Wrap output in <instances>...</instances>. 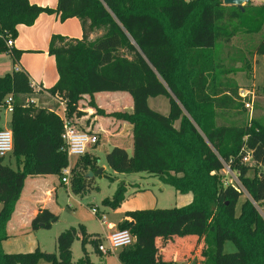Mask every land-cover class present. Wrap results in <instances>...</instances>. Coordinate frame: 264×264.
<instances>
[{
  "label": "trees",
  "instance_id": "trees-1",
  "mask_svg": "<svg viewBox=\"0 0 264 264\" xmlns=\"http://www.w3.org/2000/svg\"><path fill=\"white\" fill-rule=\"evenodd\" d=\"M43 14L56 15L62 23L77 19L83 38L52 36L48 54L55 59L58 81L50 89L36 92L23 71L0 77V118L11 96L12 155L18 164L14 170L4 165L6 157L0 158V264H93L84 250L88 237L83 227L62 232L57 253L37 248L7 254L2 244L9 239L7 225L27 178L57 176L62 181L69 166L56 101L65 103L66 118L76 126L84 96L116 92L132 96L133 113L106 115L97 109V114L133 126L134 154L113 148L106 155L108 168L157 177L178 194L193 197L181 208L126 213L132 222L124 220L118 230L129 231L134 242L118 252L121 264H176L162 257L159 244L168 248L194 240L201 245L202 264H264V218L258 210L264 205V173L249 175L264 167V124L249 119L240 87L230 78L245 74L251 80L254 64L247 58L264 56V38L253 42L264 28V3L254 7L250 0L240 9L222 0H58L53 9L29 0H0V53L18 61L23 52L7 42L18 38L20 26H34ZM93 34L98 35L94 41ZM237 38L252 44L240 67L226 69L217 46ZM161 97L168 101L167 115L150 108L149 101ZM245 152L253 167L243 162ZM87 154L72 169V194H85L92 181L88 173L99 169V158ZM226 168L239 186L224 185L221 172ZM126 194L125 184H119L105 205L120 208ZM58 221L57 215L39 209L31 228L49 230ZM76 241L82 242L85 257L74 262ZM100 242L90 243L99 251ZM228 242L235 253H224Z\"/></svg>",
  "mask_w": 264,
  "mask_h": 264
},
{
  "label": "rangeland",
  "instance_id": "rangeland-1",
  "mask_svg": "<svg viewBox=\"0 0 264 264\" xmlns=\"http://www.w3.org/2000/svg\"><path fill=\"white\" fill-rule=\"evenodd\" d=\"M254 7L264 3V0H251ZM57 6V1H56ZM54 35L62 37H71V39H78L81 36V27L77 21H67L65 23H58L56 33ZM18 37H20L18 33ZM264 38V28L257 37L253 39L256 42ZM18 39V38H17ZM16 39V40H17ZM16 40L14 44L16 43ZM250 40L244 38H237L231 44H219L216 49L217 57L222 61V64L226 69H232L240 67L244 62V56L246 55V48L251 46ZM44 43V42H43ZM46 44V47H45ZM49 43L39 44V52H24L18 61H13L8 53H0V77L7 74H11L16 68H24L25 72L33 82L40 83L41 81L46 87H52L57 81V70L55 61L53 58H47L44 55L45 50L49 48ZM25 46H30L26 43ZM17 50V49H16ZM25 50V49H24ZM248 60L253 62V76L251 80L247 79L245 74H238L236 76H230V78L240 87V91H246L253 94L254 105L253 111L246 113L249 119H260L264 124V56H257ZM162 98V97H161ZM163 101H167L162 98ZM168 102V101H167ZM169 105V104H168ZM169 109V107H168ZM59 117H62V111L58 113ZM11 116L8 115L5 109H2L0 118V130L10 129ZM76 127V126H74ZM77 128V127H76ZM96 156L99 158V162L106 164V157L103 153L95 151ZM93 157V156H91ZM75 164V159L71 161V165ZM4 165L17 170V159L11 154L4 159ZM253 167L254 163L251 161L249 164ZM100 165L98 164V167ZM264 173V167H259L256 170L250 171V177H253L256 173ZM222 182L225 184H233L239 186L238 179L234 173L227 168L221 172ZM92 181L86 187V193L83 195L72 194L71 198L60 196L58 200V206L62 209V213H59V221L52 229H41L37 233L29 234L27 240L30 242L37 241L45 246V252L57 253L56 238L58 234L64 232L70 228H76L79 230L80 225H85L92 233L101 232L105 226L102 225V221L92 215L91 209L98 210L99 215L105 217L106 223L121 220V215L125 210H154V209H173L181 208L189 205L192 202V195H181L170 186L164 185L157 177L150 176L145 173L136 174H118L112 172L108 167L106 173L102 176L94 177ZM43 188L51 187L52 181H41ZM119 184H125L127 188V194L125 202L118 209H113L110 206L105 205L106 200H112ZM191 198V201L186 199ZM245 198H240L237 205V214L241 212L242 205ZM52 206V203H49ZM260 215L264 218V205L258 207ZM102 220V219H101ZM26 241V240H25ZM195 241V240H194ZM183 242V243H171L170 247L163 246V242L159 244V251L162 257L166 261H174L176 264H202L201 258V245L195 242ZM104 247L108 245L107 241L103 242ZM87 249L91 252V257L98 264H121L115 259L113 253H104L99 255L96 252L95 246L90 242L86 243ZM73 257L77 262L85 257L82 242L76 241L73 245ZM37 249L35 247L32 252ZM161 249L169 251L161 252ZM27 253V247H24ZM236 252L235 246L228 242L225 244L224 253L233 254Z\"/></svg>",
  "mask_w": 264,
  "mask_h": 264
},
{
  "label": "crops",
  "instance_id": "crops-1",
  "mask_svg": "<svg viewBox=\"0 0 264 264\" xmlns=\"http://www.w3.org/2000/svg\"><path fill=\"white\" fill-rule=\"evenodd\" d=\"M29 1L31 4L37 5L39 7H49L53 9L56 8V1L58 2V0H29ZM68 21L79 22L77 19H70ZM59 22L60 20L58 16L43 14L38 18L34 26L29 28L25 26H20L18 28V33L20 37H18V39L16 40V43L14 44L13 48L20 50L23 53L27 51L34 53L39 52L38 45L44 44L45 41L46 43H50L52 36H54V34L56 33V29ZM97 37H98L97 34H93L91 35V40L94 41ZM82 38H83V32L81 28V36H79L77 40H81ZM69 39H71V37ZM26 43H29L30 46H25ZM44 55L47 56V58L49 57L54 59V57L49 56L48 49L47 51L45 50ZM15 70L25 72L23 67L16 68ZM57 81H58V73H57ZM31 82L32 85L38 86L46 90L52 88L56 84L55 83L52 87H46L42 81L40 83L33 81ZM100 98L103 100L104 105L99 104L98 99ZM92 103L95 105V107L92 106ZM149 105L151 109L163 115H167L169 113L168 102L163 101L162 98L151 99L149 101ZM97 109L102 110L106 115H111L115 113L131 114L134 111V101L132 96L128 93H123V92L98 93L95 94L93 97L84 96L79 103V111L83 113V116L76 120L77 123L76 127L79 130L94 132L99 137L98 145L95 148H91L88 150V154H87L88 156L95 157L96 156L95 151H98L100 153H103V155H105L106 157V155L109 154L113 148L119 147L124 149L129 157H133L134 154L133 126L130 125L128 122L122 120H118L108 116L98 115ZM76 161L77 160L75 159V163ZM99 165H100L99 169L101 168L104 169L102 173V175H104L106 173L108 166L106 167L105 164H102L100 162ZM102 175H96V177ZM49 180L52 181L51 187L43 188L40 182L49 181ZM62 195L65 196L66 199L71 198L72 191H71L70 183L68 184L62 183L59 177L57 176L28 177L27 180L25 181L24 189L20 196V200L16 205L15 212L12 215V218L7 225V234L9 236V239L2 244L4 252L7 254H26V253H22L23 251H25L23 250L24 247H27L28 249L26 250L27 253H32L35 247L45 252L44 245L40 244L38 240L29 242L27 240V236L29 234H33L34 232L35 233L39 232V231H32L31 228L32 221L37 216L39 209H47L55 215L62 213V209H60L58 206L59 197ZM186 200L191 201V198H188ZM49 203H52V206H50ZM1 208L2 205L0 204V210ZM134 211L135 210H125L123 213L120 212L119 215H121L122 217L121 220L114 221L108 224L106 223V219L105 222H103V218L105 217L99 215L98 220L102 221L101 226H105V228H103L101 232L92 233L87 228V226L82 224L79 225L80 228L83 227L85 236L88 237V242H91V240L96 239L101 241L100 244H103V242L107 241V238L113 232L118 230V226L120 223H122L124 220L132 222L131 219L125 218V214ZM54 225H52L51 229L53 228ZM60 234H58V236ZM57 238H56V242H57ZM84 250L87 256L89 257L90 261L93 264H98L91 257V252L87 249L86 245L84 247ZM96 252L99 255L104 254V253H100L99 251ZM113 256H115V259L118 260V252L117 254L113 253ZM72 257H73V248H72ZM73 261L76 262L74 260V257H73ZM103 264H109V263H103Z\"/></svg>",
  "mask_w": 264,
  "mask_h": 264
},
{
  "label": "built area",
  "instance_id": "built-area-1",
  "mask_svg": "<svg viewBox=\"0 0 264 264\" xmlns=\"http://www.w3.org/2000/svg\"><path fill=\"white\" fill-rule=\"evenodd\" d=\"M194 1V0H191ZM13 40L7 42V46L11 49L14 46ZM33 89L36 92L43 91L44 89L32 85ZM240 98L245 107V109L250 113L253 111L254 99L253 94L250 92L240 91ZM55 100V99H54ZM56 101V100H55ZM37 101H32L36 103ZM58 104V110L55 113L58 115L62 111V117H59L64 125L63 140L66 144V151L68 154L69 166L63 171L64 178L62 183L68 184L71 176V172L74 166L71 165L73 159H80L88 153V150L95 148L99 143V137L96 133L91 131H83L74 127L70 124L65 114V103L62 101H56ZM5 111L8 115H12L14 112L13 99L11 96L7 97L5 100ZM14 150V141L13 134L10 129L0 130V158H5L8 155L12 154ZM246 155L243 158L245 164H250L252 161L251 155L248 152H245ZM229 170V169H228ZM230 171V170H229ZM93 216L99 218V212L97 209H91ZM105 222V218H103ZM134 242V239L131 233L127 230H116L108 238V245L104 247L103 245L99 246V251L101 253H112L115 251H120L124 248L131 246Z\"/></svg>",
  "mask_w": 264,
  "mask_h": 264
},
{
  "label": "water",
  "instance_id": "water-1",
  "mask_svg": "<svg viewBox=\"0 0 264 264\" xmlns=\"http://www.w3.org/2000/svg\"><path fill=\"white\" fill-rule=\"evenodd\" d=\"M223 4L225 6H234V7H239L240 9H243L244 6H246L250 0H222ZM104 169H99L97 172L92 173L89 172L87 175V178H94L96 175H102Z\"/></svg>",
  "mask_w": 264,
  "mask_h": 264
}]
</instances>
